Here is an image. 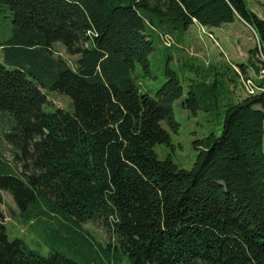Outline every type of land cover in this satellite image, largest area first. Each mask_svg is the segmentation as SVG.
<instances>
[{"label": "trees", "instance_id": "trees-1", "mask_svg": "<svg viewBox=\"0 0 264 264\" xmlns=\"http://www.w3.org/2000/svg\"><path fill=\"white\" fill-rule=\"evenodd\" d=\"M0 3L12 15L11 35L0 40V111L14 120L5 135L12 158L0 152V189L11 192L23 216L43 217L58 230L72 222L85 242L82 224L100 220L130 264H264V91L234 99L230 83L220 134L194 140L196 158L186 169L154 150L171 139L163 122L178 130L173 102L183 94L181 76L167 63L165 81L150 96L133 75L137 64L150 72L154 39L163 43L170 34L175 44L173 30L182 36L191 24L240 19L257 43L247 63L226 62V77L240 82L250 68L264 88V19L245 0ZM55 42L77 55L73 65L55 54ZM193 61L181 62L192 77H185L182 106L209 110L225 71L211 63L198 78L192 72L202 68ZM43 88L68 94L72 111H45ZM0 264L78 263L10 240L0 209Z\"/></svg>", "mask_w": 264, "mask_h": 264}, {"label": "rangeland", "instance_id": "rangeland-1", "mask_svg": "<svg viewBox=\"0 0 264 264\" xmlns=\"http://www.w3.org/2000/svg\"><path fill=\"white\" fill-rule=\"evenodd\" d=\"M245 3L249 10L264 19V0H245ZM11 26L10 8L7 4L0 3V40L7 39L11 35ZM208 30L213 33L216 41L200 32L198 26L197 29L191 26V30L182 36L180 30H173L175 44L172 47H167L161 40L154 39V49L149 55L150 72H145L137 64L133 73L140 90L150 96H155L157 88L165 81L164 69L167 63L181 76L183 94L173 102L174 118L178 122V130L173 132L163 122L165 128L170 132L171 139L169 144H155L154 150L158 158L163 159L170 156L178 167L186 169L192 166L196 158L197 149L194 147V140L200 139L210 132L220 134L224 103L229 95L228 85L231 83L230 88L235 94H242L241 83L230 82L226 77L228 73L226 62L238 68V63L244 61L249 49L257 43L254 31L240 19L226 23L222 27H210ZM53 48L55 54H60L68 64H74L77 55L68 54L60 42H55ZM170 53L172 54L171 58H169ZM186 58L194 59L195 65L201 66V72L198 74H196L197 71L192 72L193 76H198V78L205 73L207 65L220 62L223 65L219 69V71H225L223 78L222 75L219 76L220 98L209 110L199 108L196 111H191V109L182 106V101L188 90V81L185 80V77L192 78L188 67L181 64ZM0 62L5 64L1 47ZM230 74L235 76L232 71ZM247 75H254L250 68H248ZM43 91L47 97V102L43 105L45 111L53 112L57 107L72 111L73 105L68 94L50 88H43ZM13 123L11 114L0 111V152L8 159L12 158V151L5 135L11 130ZM13 163L18 172L19 164L14 161ZM0 196V209L4 214V225L10 240L22 239L30 248L37 250L42 255H47L54 250L60 251L78 264H130L127 255L119 247L118 251L115 250V235L109 232L100 220H88L82 224L88 234L89 242H85L78 237V228L74 223L68 222L70 225L68 228L67 221L63 220L64 229L58 230L43 217L23 216L9 190L0 189ZM66 229L70 232L67 235L65 234ZM99 245L105 250L100 249Z\"/></svg>", "mask_w": 264, "mask_h": 264}, {"label": "built area", "instance_id": "built-area-1", "mask_svg": "<svg viewBox=\"0 0 264 264\" xmlns=\"http://www.w3.org/2000/svg\"><path fill=\"white\" fill-rule=\"evenodd\" d=\"M200 32L204 33L207 37L212 39L213 41H216L213 33L208 30L207 27L198 25ZM163 43L167 47H171V45L174 43L173 37L170 34H164L163 37ZM217 43V42H216ZM236 68V67H235ZM258 77H264V66L260 70V74ZM240 83L243 89V92L245 95H253L257 92L264 91V88L257 85L254 78L251 75H241L239 74Z\"/></svg>", "mask_w": 264, "mask_h": 264}, {"label": "crops", "instance_id": "crops-1", "mask_svg": "<svg viewBox=\"0 0 264 264\" xmlns=\"http://www.w3.org/2000/svg\"><path fill=\"white\" fill-rule=\"evenodd\" d=\"M225 24H223V25H221V26H218V27H222V26H224ZM191 26H194V27H196V29H197V26H196V24H191L189 27H188V29L184 32L185 34H186V32L187 31H189V30H191ZM247 58H248V54H247V56H246V58L244 59V61H243V63H247L248 62V60H247ZM241 62V61H240ZM253 72V71H252ZM244 96V92H243V90H242V94H235V96H234V99H240V98H242Z\"/></svg>", "mask_w": 264, "mask_h": 264}]
</instances>
